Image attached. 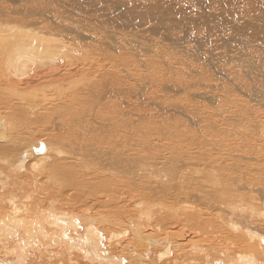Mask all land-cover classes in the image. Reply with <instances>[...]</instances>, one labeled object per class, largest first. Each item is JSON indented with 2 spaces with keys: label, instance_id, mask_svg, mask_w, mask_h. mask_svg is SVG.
<instances>
[{
  "label": "bare ground",
  "instance_id": "1",
  "mask_svg": "<svg viewBox=\"0 0 264 264\" xmlns=\"http://www.w3.org/2000/svg\"><path fill=\"white\" fill-rule=\"evenodd\" d=\"M85 1L87 0H0V17L3 18L0 21V115L5 113L4 117L0 116V264H28L33 259L39 260L36 261L37 263L44 257L53 259L56 264H154V262L151 263L153 259L162 263L170 258L173 262H177L180 256L189 258L187 260L189 264L194 262L264 264V61L256 56L261 63L254 62V68H256L253 69L251 65L252 69L246 72V75L256 80L252 85L242 82H237V85L233 83L232 92L235 93L239 103L234 106L235 110L232 109L231 116L222 114L221 120L227 125L230 123L232 131L227 129H222L227 130L226 133L218 131L216 124L220 126L222 123L214 124V121L213 126L216 125V127L213 130L219 134L217 141L215 138L210 139L208 131L205 134H208L211 140L208 143L199 141L196 137L183 145V138L179 137L180 132L179 135L176 133L182 126L179 125L180 127H175L177 131L176 134L174 133L178 136V139L175 138L178 140L177 143L159 145L160 138H157L158 141L152 139L157 127L155 122H151L152 126L149 125V121L145 131L142 132L139 126L130 122L129 119L126 128L134 127L139 132L127 130L121 140L108 141L110 144L104 147V78L106 76H104V65L99 63H104L106 61L104 59L110 56L107 54L106 57L104 49L100 47L92 52L87 47L89 42L86 46H80L77 51L75 48L78 46L75 45V41L86 40L87 37L82 35L75 40L78 33L77 30L76 34L74 31L76 24H70L68 19L75 14L74 8L77 9V5L78 8L81 7ZM86 10L80 12L88 13ZM56 17H65V19L67 17L68 24L71 26L74 24L72 26L74 28L67 24L61 28L59 22L54 21ZM256 18L259 17H255V20ZM44 20H50L48 27L54 26L60 32L58 30L45 32L43 31L45 29H38V23ZM246 24L247 22H244L240 26L244 27ZM126 26L125 24V28ZM79 28L81 29V26ZM261 32L260 34L264 36V27ZM79 33L77 35H81ZM193 39L191 40L190 37L191 41H194ZM255 40V37L251 35L250 39L239 45H242L245 50L253 49ZM86 41L83 42L86 43ZM131 43L133 44V40ZM163 43L160 44L163 45ZM92 49L95 48L92 47ZM124 49L127 52V48ZM233 51L236 54L240 51L239 58L246 59L247 56L242 52V48L240 50L236 46ZM133 53L136 54V52ZM149 59L148 61L151 60ZM129 60L133 59L129 58ZM127 62L125 67L130 69ZM115 67H119L118 64ZM159 68L158 66V70ZM128 69L125 68L124 73ZM153 71L155 69L152 68L153 75L156 73L157 75L154 76L158 77L159 74ZM131 72L127 73L132 77L134 71L132 74ZM172 72L171 75L168 74V79L171 76L172 80ZM158 78L156 81L154 77L152 80L156 83L152 81L151 83L160 85L162 81ZM234 78L237 79L238 76ZM115 79L117 80V77ZM141 79L146 83L147 79ZM158 80L161 81L160 84ZM61 82L66 83V86ZM33 83L45 87L29 92L23 90V85ZM113 85L117 86L114 83ZM113 85L111 84L112 88ZM202 86L204 87L203 84ZM139 87L142 90L140 85ZM160 87L157 86L158 89ZM122 88L123 86L120 89ZM130 88L127 90L130 91ZM184 88L186 91L189 90L186 86ZM150 89L146 90L149 92ZM106 90L108 91V88ZM133 91L137 92L134 87ZM130 92L127 95L132 93ZM150 92L152 93L151 90ZM197 93H190V95L194 94L197 98ZM226 93L230 95L231 92ZM117 94H119L118 90ZM227 94L224 96L227 97ZM163 95L171 96V94ZM194 95H192L193 98ZM212 95H209L211 99ZM238 95L243 98H238ZM150 96L151 99L152 96ZM152 99L156 101L153 97ZM232 101L236 102L235 99ZM249 101L255 102L256 106L259 105L258 108L263 107V110L260 108L256 110L255 106L249 105ZM187 105L190 106L189 103ZM179 111L182 112V109ZM200 111L205 112L204 108ZM212 113L209 115V112L205 119L197 118L199 122L203 124L207 122L209 125L204 130L212 127L210 121L218 114V112L215 115ZM117 114L115 117L119 116ZM200 114L202 115L201 112ZM188 116L191 118L192 115ZM176 117L179 118V116ZM177 118L174 117V120ZM162 119L159 120L162 121ZM116 120L118 122V119ZM178 120L174 123L178 124ZM180 123L183 124V121L181 120ZM107 128L109 129L108 126ZM162 128L165 129L164 126ZM175 128L167 129L172 132ZM187 128H189L188 125H186ZM158 131L161 130L157 129ZM105 138L108 140L111 137L105 136ZM40 146H43V150L36 152ZM29 162L30 169L32 166L37 168L36 173L28 174L29 178L24 176L27 179L25 182H23L24 178L19 180L15 176L11 177V174L15 175L16 170L26 168ZM23 172L24 175L27 174ZM13 198L17 199L16 204L12 203L14 208L9 207V209L8 206L6 208L1 205L3 200H13ZM142 222L150 229L148 234L144 230L146 227L140 226ZM125 224L126 227H124ZM97 226L104 229V241L100 238L102 234L95 230ZM174 228L176 231H173ZM129 229L132 234L129 233ZM182 229L186 230L187 236L181 233ZM178 241L185 243L180 246L181 249L177 245ZM123 242H127L129 246L124 245L118 249L117 247L122 246ZM200 242L206 244L199 245ZM187 246L191 248L190 253L186 251ZM127 249L130 252H127ZM215 254L217 255L213 258ZM38 256L40 259L37 258ZM150 256L153 257L151 262L148 260ZM183 259L181 264H184ZM47 262L50 261L47 260ZM50 263H53L52 260ZM185 264L188 263L185 262Z\"/></svg>",
  "mask_w": 264,
  "mask_h": 264
},
{
  "label": "rangeland",
  "instance_id": "2",
  "mask_svg": "<svg viewBox=\"0 0 264 264\" xmlns=\"http://www.w3.org/2000/svg\"><path fill=\"white\" fill-rule=\"evenodd\" d=\"M87 1H85V3H83L81 5V7L78 8V5H77V9L74 8V11H75L74 15L75 16L73 15L71 17H68L70 22H69V20H67V17H66V19H65V17H61V18L60 17L59 18L56 17V19L54 21H58L59 22V26L60 27L62 26L61 28H63L64 24L65 25L67 24V26H71L70 25L71 23H74L76 25L80 24L79 26H81V29L79 28V26L77 27L76 25H75V30L73 29L75 31V34L77 33V31H78V33H79L80 30L82 31V32L80 31V33H79L81 35H77L78 33L76 34L75 40H76V37L78 39V37L82 36V35H85L88 39L86 38L87 41L83 40V39H78L79 42L77 40L75 41V45L78 46L77 48H75V49H77V51L79 50L80 46H86V44H88V42H89L87 47H89V49L92 52L96 51V49H99V47H100V49H104V53H105L104 55L105 56L108 54L111 57V59H110V57H107L108 56L107 55L106 56L107 58L104 59L107 62L104 61V63L103 62L99 63V65H102V64L104 65V68H105L104 69V71H105L104 72V76H106L104 78V82H105V84H104V134H105L104 135V144H105L104 147H106V144H110L108 141H113L114 140V142H115L116 140H119V139L121 140L122 137H124V135L126 134L127 130H129L128 132H131L132 130L133 131L134 130L137 131V129H135L134 127H132L133 129L132 128H130V129L126 128V125H127L128 121H129V119H130V122L131 121L133 122V124H137V126H139L138 128L141 129L140 131H142V132L145 131V126L148 124L149 121H150L149 125L150 124L152 125V123L155 122L157 124V127H156V130H155L156 132L155 131H151V132H155V135L152 136V139H154L155 141H158V139L160 138V140L158 142L159 145H165V144H168V143L169 144H176L177 141H178V140H176V139H178L177 138L178 136L175 135L176 133H177V135L180 134V136H179L180 138L181 137L183 138L182 139V142H183L182 144L183 145L188 140L190 141V139H196V137H197V140L202 141V142L205 141V143H208L209 140L212 139V138H213L212 140H214V138H215V140L217 141V139L219 138V134L216 132V130L215 131L213 130V129H215L216 125L218 126L217 127L218 131L221 130L223 132L224 130H222V129H227V130H231L232 131V127L230 128V126H229L230 123L227 125L226 122L221 121V120L223 119L222 117L225 116V115L226 116H231V113L233 111L232 109L235 110L234 106H237V104L239 103V101L237 100V97L235 96V93L232 92V89L234 87L233 83L235 82V84L237 85V82H242L244 84L252 85L256 80H255V78L246 75V72H248V69H252L250 67L251 65H253V69L256 68V67L254 68V65H255L254 62L261 63L260 62L261 60L264 61V55H263L264 54V42H263L264 41V36L261 35L262 34L261 29H262V27H264V18H262V17H264V0H246V1L245 0H175V1L174 0H87ZM121 3H122V5H121ZM78 9H79V11H78ZM81 10H83L84 12L86 10L88 13L84 14L82 12L83 13L82 14L80 12ZM118 12H119V14H118ZM259 15H261V16H259ZM248 17H251V18L249 19ZM255 17H259V18H256V20H255ZM28 18H27V20H28ZM80 18H81V20H80ZM1 19L3 20L2 17H0V21H1ZM254 20H255V22H254ZM48 22L51 23L50 20H44V21H41V23L39 22L40 24H43L44 26L40 25L38 23V26H39L38 29H41V28L45 29V30H43L45 32H48V30H49V32H52V31L55 32L56 30H58V32H60L59 29L54 28V26H52V28L48 27V24H49ZM65 22H67V23H65ZM68 22L70 24H68ZM244 22H247V24L244 25V27L240 26V25H243ZM112 23H114V25ZM74 24H72V26H74ZM125 24L127 25L126 26L127 28H125ZM49 26H50V24H49ZM72 26H71V28H74ZM239 27H241V28H239ZM217 32H219V33H217ZM192 33H194V34H192ZM163 34H164V36H163ZM93 35L95 37H93ZM191 35H193V36H191ZM251 35H252V37H255V39H256L255 42H254V46H252L253 49L246 48V50H245L244 47L242 45L240 46L239 44L240 43L243 44L248 38L250 39ZM120 36H121V38H120ZM161 36H163V37H161ZM73 37H74V35H73ZM164 37L167 38L166 41H165L166 38L163 39ZM190 37H191V40L194 37V39H193L194 41H191ZM161 38H162V40H161ZM113 39H115V41ZM118 40H120V41H118ZM126 40H127V42H126ZM132 40H133V44H136V45H133L131 43ZM83 41H86V43L83 42ZM117 42H118V45H117ZM123 42L124 43L126 42V43L123 44ZM259 42H262V43H259ZM129 43H131L133 47ZM160 43H163V45L160 44ZM171 43L172 44L174 43V44L172 45ZM77 44H79V45H77ZM111 44L113 46L115 44V47L113 48V46ZM258 44L260 46H258ZM261 44H262L263 47L261 46ZM89 45H91L95 49H92V47H90ZM236 46H238V48L240 50L242 48V52L249 58L246 57L245 60H243V57L239 58L240 51L238 52V54L234 53V51H233V49L236 48ZM122 47L127 48L126 49L127 52L129 50L130 53L128 52V54H130L129 55L130 57L128 56V54L126 55L127 52ZM120 48L124 49L123 50L124 52H122V49H120ZM75 49H74V51L77 52ZM192 49H194V50H192ZM109 50H111L112 55H111V52H109ZM131 50H132V52H131ZM113 51H115V52H113ZM189 51H190V53H192V51H194V52L192 54H190ZM120 52H121V54H120ZM133 52H136L137 55L135 53H133ZM257 52H258V54H257ZM122 53L123 54L125 53V54L122 55ZM140 53H142V54L140 55ZM132 54H133V56H132ZM235 55H237V56H235ZM261 55H263V56H261ZM256 56H258V58H260L261 60L260 59L258 60V58ZM124 57H125V59H124ZM250 57H252V58H250ZM129 58L133 59V60H129ZM149 58L151 60H153L155 63L153 61L150 62L151 60ZM107 59L109 60V62H108ZM112 59H113L114 62L112 61ZM134 59H136V61H134ZM145 59H147V60H145ZM148 59L150 61H148ZM252 59H254V60L252 61ZM137 60H138V62H137ZM156 60L158 62H156ZM124 62H125V64H124ZM126 62H127V66L129 65L130 69H128V67H125L126 66ZM137 63H139V64L137 65ZM147 63L150 65L149 67H148ZM158 63H161V64H158ZM117 64H118V66L120 68L119 67H115V66H117ZM153 65L157 66L156 67L157 71H156V68ZM168 65H170V67ZM94 66H96V65H94ZM158 66L160 67L159 70H158ZM164 66H166V67H164ZM181 66H183V67H181ZM124 67L126 69H128V70H125L126 73H124V69H125ZM110 68H111V70H109ZM152 68H153V70L155 69V71H153V72H157L160 75V76L158 75L159 78L157 76H154L156 73L153 75ZM187 68L190 69V70H188ZM120 69H122L123 71L120 70ZM130 70L132 72L134 71L133 74H135V76H133V74H132V72ZM161 70H163L164 74H163V72ZM167 70L168 71L170 70L169 73H168ZM149 71H151V72H149ZM172 71H174V72H172ZM110 72H112V73L110 74ZM115 72H118V73H115ZM127 72H129V73L131 72L132 77ZM171 72H172V75H173L172 80H171V76H170V79H168L169 77H167V76H169L168 74L171 75ZM193 72H195V73H193ZM120 73H121V75L123 73L122 77H120L121 76ZM148 73H149V75H148ZM151 74L155 77L156 81H157V78L162 81V82L160 81L161 82V84H160V82L158 80V83L160 85H157V84L153 85L152 84V83L155 84L156 81L152 80V79H154L153 76H151L153 78L149 77ZM179 74H180V76H179ZM221 74L223 76L224 75L225 76L223 77ZM109 75L111 76V78L113 77V79H111ZM115 75H116L118 81L115 79L116 78ZM136 76H137V78H136ZM140 76H141V78H144V80L147 79L146 83H145V81L144 82L142 81ZM174 76H175V78H174ZM236 76H238L237 79L234 78ZM123 77L125 78V80H124ZM133 77H135V78H133ZM160 77L164 78V79H161ZM165 77H167V78L165 79ZM139 78H140V80H139ZM178 79H180V80H178ZM234 79H236V80H234ZM115 80H116V82H114ZM149 80H150V82H148ZM122 81H124L125 84ZM125 81H127V82H125ZM128 81L130 83H128ZM151 81H152V83H151ZM181 81H183L184 83L181 82ZM111 82H113L115 85L117 84L118 88H117V86L114 87L113 83H111ZM217 82H218L219 85L217 84ZM122 83H123V85H122ZM141 83H143L144 85L141 84ZM149 83H151L150 86H149ZM175 83H178L179 86H178V84L176 85ZM61 84L65 85L66 83L61 82ZM111 84L113 85V88H112ZM126 84L129 85V86H127ZM202 84L204 85V87L202 86ZM215 84H217L218 86L217 85L215 86ZM134 85L136 86V89H135ZM139 85L141 86L142 90L139 89L140 88ZM145 85L147 87H145ZM171 85H173L174 87L171 86ZM180 85H181V87H180ZM109 86H111V87H109ZM121 86H123L122 89H120ZM157 86L158 87L161 86V87L158 89ZM185 86L189 88L188 91H186V88H184ZM42 87H45V86H41V85L38 86L37 83H33L31 85H23L22 86V88H23V90L25 92L35 91L36 89H40ZM127 87L128 88L131 87L130 91L132 93L130 91H128L129 89ZM133 87H134V90H137V92L133 91ZM211 87L212 88L214 87V88L212 89ZM107 88H108L109 92L106 90ZM125 88H127L128 90L125 89ZM150 88H154L153 89L154 91L152 89H150ZM204 88H205V90H204ZM143 89L147 92V93L145 92L146 95H144L145 93L143 92L144 91ZM146 89H150L152 91V93L150 92V90L148 92ZM178 89L179 90L181 89L182 91L180 90V93H179ZM117 90H118L119 94H117ZM125 91L130 92L132 94V96H131V94L127 95L128 92H125ZM175 91L178 92V93L177 94L174 93ZM196 91L199 92L200 94H198ZM209 91H211V92H209ZM215 91H216V93H215ZM227 91H228V93L231 92L229 94L232 97L226 93ZM154 92L155 93L158 92V93H156V95H155ZM159 92H161V94ZM162 92H163V94H168V95L171 94L172 97L170 95L169 96L163 95ZM189 92L190 93H194V92L197 93L196 94L198 96L197 98H196V96L194 94H192V95H194V98L197 99V100H195L193 98V96L190 95ZM186 93H189V94H186ZM206 93H207V97H206ZM232 93H233V95H232ZM141 94H143L142 95L143 98L141 97ZM152 94L155 97H157L158 99L156 100V98L154 96H152ZM201 94H203V96H201ZM226 94H227V97H225ZM150 95L156 101H154ZM209 95H212L213 98L215 97L214 100H213V98L211 99V96H209ZM121 96H122V98H121ZM135 96H136V98H135ZM144 96H146V97H144ZM149 96L151 97V99L149 98ZM115 97H119L118 98L119 100L116 99ZM165 97H167V98L165 99ZM239 97H240V95H238V98ZM146 98H148V99H146ZM203 98H206L205 99L206 101ZM240 98H243V97H240ZM106 99H108V100H106ZM232 99H235L236 102L234 103L232 101ZM175 101L177 102V104H175L176 103ZM229 101L232 102V104ZM157 103L159 104V106H158ZM187 103H189L191 107L188 106ZM250 103H252V104H250ZM179 104H181V105H179ZM125 105H126V107H125ZM138 105H140V106H138ZM170 105H172V106H170ZM249 105L250 106L251 105L255 106L256 110L258 108L257 106H259V105L256 106V103L252 102V101H249ZM162 106H163V108H162ZM145 107L148 108L149 111L145 110L146 109ZM195 107L198 108V109L201 107L200 108L201 110H203V108H204V111L207 114L205 112H203V111H200V109L197 110ZM128 108H129V110H128ZM176 108H178V109H176ZM245 108H246V106H245ZM259 108L261 110H263V107L260 106ZM259 108H258V110H260ZM180 109H182V112H184V114L179 111ZM205 109H208V110H205ZM210 110L213 111V112L217 111L218 114L215 115L217 112L216 113H212ZM1 111L4 112L3 110H1ZM173 111H174V113H171ZM200 112L202 113V115L201 114L199 115ZM209 112H210V114H209ZM195 113L197 114L196 116H195ZM211 113L215 115L213 120L210 121V124L212 123V125H211L212 127H209V130L208 129L204 130L205 128H208L209 125L207 124V122H205L206 125L201 123V122H199L197 118L199 117V119H201V120L205 119L207 117V115L208 114L211 115ZM219 113H221L220 114L221 118L218 117ZM116 114H117V116L118 115L119 116L115 117ZM128 114H130V115H128ZM157 114L160 115V116H158ZM186 114L187 115L190 114V116L191 115L195 116L194 118H195L196 121L194 120V118H192V116H191V118L189 116L187 117ZM222 114H223V116H222ZM138 115H140V116H138ZM0 116L4 117L5 113L0 115ZM113 116H114V118H113ZM167 116H168V118H167ZM176 116H179V118H177ZM170 117L173 120H174V117L177 118V119H175L176 121L174 120L176 123H177V120L179 119L178 120L179 121L178 124L174 123V121L172 122ZM106 118H109V119L107 120ZM111 118H113L112 120H114L116 122H114L112 120H111L112 122L109 121ZM119 118H121L122 120L119 119ZM116 119H118V122L119 121L120 122L118 123ZM159 119H162V121L164 123L161 120H159ZM169 119L171 120V122H169L170 121ZM217 119H218V121H217ZM181 120L183 121V124H185V125L180 123ZM184 120H185V123H184ZM213 122H214V124L220 122V123H222V124L219 123L220 126L221 125H223V126L220 127L218 124L213 126L214 125ZM115 123H117V124H115ZM167 123H172V124H167ZM191 123L194 124V125H192ZM106 125L109 127V129L107 128ZM172 125L174 127H172ZM179 125L180 126L182 125V126L180 127ZM186 125H188L189 128L186 129ZM224 125L226 127H224ZM115 126H117V127H115ZM163 126H164L165 129L162 128ZM120 127H121V131H120ZM175 127H177V128L180 127V128H178V131H177V129ZM167 128H170V130L172 128H175V130L173 129L172 132H170V130L167 129ZM157 129H160L161 131H158L159 132L158 133ZM179 129H181L183 132L185 130H187V131L184 132V133L182 132L183 133L182 134L181 130L179 131ZM114 130H116V131L114 132ZM122 130H123V132H122ZM227 130H225L224 132L225 133L228 132ZM213 131H214V133H210V132H213ZM137 132H139V131H137ZM207 132H208L209 136H211L210 139L208 137V134L205 135ZM216 133H217V135H216ZM139 135H141V134L139 133ZM105 136L111 137L112 139L109 138L108 140H106L107 138H105ZM215 136H217V137H215ZM162 137H163V139H162ZM173 137H174V139H173ZM207 138H208V140H206ZM166 139H167V141L163 142V140H166ZM185 139H186V141H185ZM174 140H175V142H174ZM31 142H33V141H31ZM31 142H29V143H31ZM34 159L35 158L33 157V160ZM38 164H42V163H38ZM26 166H25L26 168L22 167L23 168L22 170H16V172H18L19 174L14 172L15 175L11 174V177L15 176V178H18L19 180H20V178H22V179L24 178L23 182H25L27 179L24 176L29 178L30 176L28 174H30V173L32 174L34 172L36 173V170H37V168H35L34 166H32V168H31L33 170L30 169V167H29V166H31L30 162L28 164H26ZM28 167H29V169L32 172H30ZM22 171H25V174L26 173L27 174L24 175V172L22 173ZM107 178H110V177L107 176ZM11 180H13V178H11ZM122 188L125 189L124 186H122ZM9 197H10V195H9ZM16 200L17 199L14 200V198H13V200H8V201L7 200H3V203H1V205L6 207V208H7V206H8V208L9 207L10 208H14L13 204L14 203L16 204ZM135 209H137V208H135ZM146 225L147 224L142 222L140 226H145L146 227ZM140 226H139V228H140ZM124 227H126V224L124 225ZM115 229H116V227H115ZM175 229L176 228H174L173 231H176ZM95 230L98 233L103 235V236L100 235V238H101L102 241H104V234H103L104 233V229L103 228H99L97 226V229H95ZM117 230H118V228H117ZM144 230L148 234L150 229L146 227ZM177 231H178V229H177ZM185 231L186 230L182 229L181 233H183L185 236H187L188 233L185 232ZM129 233H131L130 229H129ZM122 241H124V240H122ZM201 243H203V245L206 244L205 242H200L199 245ZM182 244H185L184 241H178L177 242V245H179V249H181L180 246ZM121 245L122 246H118L117 248L120 249L124 245L126 247L129 246V244L127 242H123V244L121 243ZM186 248H187L186 251H188L190 253L189 250L191 248H189L188 246ZM182 251H183V248H182ZM127 252H130V251L127 249ZM74 255H76V254H74ZM216 255L217 254L213 255V258H215ZM180 257H179V260L177 262H173L172 261L173 259H170V258L167 259V260L162 261V263L161 262H156L155 259L152 260V258H153L152 256H150V259H148V260H149V262H151V260H152L151 263L154 262V264H181L182 263L181 260L184 257V259H183L184 264H185V262L189 264V261H187V260H189V258H187L185 256H180ZM37 258L40 259L39 256ZM185 259H186V261H185ZM47 260L50 261V262L52 260L53 263H50V262L48 263ZM51 260H49L48 257H44L40 262L36 263V261H39V260L33 259V260H30L28 262V264L30 262H32V264H35V263L36 264H38V263L56 264V263H54L55 261L53 259H51ZM166 261H168V262H166ZM66 264H68V263H66ZM123 264H125V263H123ZM192 264H200V263L199 262H196V263L194 262ZM201 264H203V263H201Z\"/></svg>",
  "mask_w": 264,
  "mask_h": 264
},
{
  "label": "water",
  "instance_id": "3",
  "mask_svg": "<svg viewBox=\"0 0 264 264\" xmlns=\"http://www.w3.org/2000/svg\"><path fill=\"white\" fill-rule=\"evenodd\" d=\"M43 150V146H40V149H37L36 152H40Z\"/></svg>",
  "mask_w": 264,
  "mask_h": 264
}]
</instances>
